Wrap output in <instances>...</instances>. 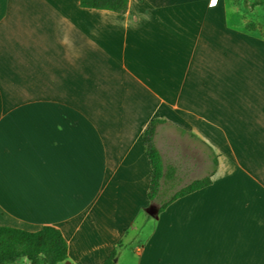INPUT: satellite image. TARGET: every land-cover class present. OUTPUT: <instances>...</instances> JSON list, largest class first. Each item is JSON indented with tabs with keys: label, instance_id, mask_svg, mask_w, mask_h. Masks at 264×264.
<instances>
[{
	"label": "crops",
	"instance_id": "obj_1",
	"mask_svg": "<svg viewBox=\"0 0 264 264\" xmlns=\"http://www.w3.org/2000/svg\"><path fill=\"white\" fill-rule=\"evenodd\" d=\"M238 8L0 0V226L58 228V264H101L118 245L114 264H264V35ZM152 119L162 190L204 177L210 150L217 166L132 247Z\"/></svg>",
	"mask_w": 264,
	"mask_h": 264
},
{
	"label": "trees",
	"instance_id": "obj_2",
	"mask_svg": "<svg viewBox=\"0 0 264 264\" xmlns=\"http://www.w3.org/2000/svg\"><path fill=\"white\" fill-rule=\"evenodd\" d=\"M79 6L86 9L106 10L123 14L127 10L128 0H78ZM264 4V0H254L252 6ZM159 119H152L142 133V143L150 166V181L147 198L150 203L158 197L165 196L161 189L162 177L161 158L154 146L153 138L155 126ZM192 138H195L191 135ZM210 170L202 178L194 180L186 186L169 195L157 206L158 213L168 204L187 194L200 190L211 183V176L217 166L214 153L210 150ZM118 245L101 264H114L118 253ZM67 244L58 228L43 225L39 230L30 232L23 229L0 226V264H21L25 260L28 264H58L67 259Z\"/></svg>",
	"mask_w": 264,
	"mask_h": 264
},
{
	"label": "rangeland",
	"instance_id": "obj_3",
	"mask_svg": "<svg viewBox=\"0 0 264 264\" xmlns=\"http://www.w3.org/2000/svg\"><path fill=\"white\" fill-rule=\"evenodd\" d=\"M254 0H234V5L238 6L240 15L246 17L245 25L246 28L249 31H255L261 35H264V4L258 5V6H252V2ZM221 170L216 174L217 177L221 175ZM170 194H172V191H166L165 196L162 197L163 200H165ZM151 205V203L148 201V207ZM147 207V208H148ZM157 208V206H155ZM144 221H148V229L151 228L154 223L155 219L149 215H147L145 212H143L136 220L134 224V229H131L129 233L127 234L126 240L124 239V242L126 241L129 246H136L139 244V240L135 239L136 241H133V238L135 234L139 232L140 227L142 226ZM137 228L138 230H135ZM21 264H26L27 262L25 260H22L20 262Z\"/></svg>",
	"mask_w": 264,
	"mask_h": 264
},
{
	"label": "water",
	"instance_id": "obj_4",
	"mask_svg": "<svg viewBox=\"0 0 264 264\" xmlns=\"http://www.w3.org/2000/svg\"><path fill=\"white\" fill-rule=\"evenodd\" d=\"M146 214L156 218L157 214H158V209L154 206V205H150L146 210H145Z\"/></svg>",
	"mask_w": 264,
	"mask_h": 264
}]
</instances>
